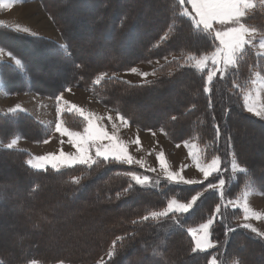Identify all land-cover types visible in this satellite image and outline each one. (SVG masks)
<instances>
[{
    "label": "trees",
    "instance_id": "1",
    "mask_svg": "<svg viewBox=\"0 0 264 264\" xmlns=\"http://www.w3.org/2000/svg\"><path fill=\"white\" fill-rule=\"evenodd\" d=\"M39 1L61 33L68 53L46 39L22 36L0 27V45L6 46L13 53H20L23 63V75L21 71L9 67L7 62L0 67V78L8 92L32 90L37 94L54 96L67 86L84 88L99 103L116 113L119 110L131 125L144 130L163 128L165 138L173 143L195 139L202 156L210 159L212 155L219 154L229 168L231 157L227 138L230 136L238 162L249 172L236 173L234 176L230 170L226 172L225 175H231L235 180V190L230 191V195L226 192V195L235 198L244 185H250L248 181H253L254 187L264 193V175L261 173L263 166L260 164L264 163V158L248 153L252 148L259 147L256 144L247 146L245 140L241 139L244 124L248 125L245 132L252 133L253 137L264 134V119L246 114L240 101L236 103L235 96H239L236 92L232 96L229 77L221 81L217 78L210 96L203 92L205 73L186 64L185 60L188 55L205 54L207 43L193 34L189 21L179 17L180 6L175 0H148L146 20L142 22L137 19L142 0H135L131 4H124L122 0H99L102 2L97 3L93 9L91 31H87L89 39H80L79 36L77 40L73 35L80 28L75 24H65L59 13L73 10L76 3L92 0ZM78 15L88 16L81 11ZM244 22L256 28L257 34L264 38V5H257L244 18ZM101 35L111 38V43L108 41L112 46L109 54L105 55L97 45L101 42ZM162 37L168 39L163 41ZM124 38L126 43L123 42ZM120 41L126 45L115 44ZM24 43L30 47L28 51L37 50L39 54H45L42 63L56 65L51 74L60 77L58 82H41L38 77H42L35 70H41L44 64L30 58L27 51L16 45ZM126 48L131 49L124 56ZM82 50L84 54H80ZM166 56L172 58L157 69L160 75L150 81L125 83L128 81L104 78L100 79V83H95L103 72L125 71L135 63ZM63 63L68 68H59L58 64ZM252 69L264 79V57L247 51L241 56L236 70L230 71H235L234 76H238V81L244 84L251 80ZM138 104H144L145 108L154 111L150 110V113L144 108H138ZM61 119L65 126L72 129L78 130L83 125L79 116L73 113L64 112ZM3 124L9 126L8 134ZM214 124H219L221 128L219 141H215ZM48 131V128L26 113L0 114V143L16 136L40 140ZM28 159L27 152L0 146V169L12 164L18 169V173L9 176L0 174V205L18 203L17 208L12 210L17 218V223L12 227L15 242L13 248L2 249L5 246L0 241V264H27L33 259L46 263L62 260L69 264H97L98 258L109 246L114 255L102 264H208L211 255L218 257V264H224L226 259L232 258L242 264H256L255 260L264 262V238L240 228L225 235L226 229L231 228L228 221L241 214L240 209L230 206L222 209L224 216L212 230V239L218 242L216 247L207 252L191 251L193 243L186 229L211 215L215 204L220 202L213 190L204 192L197 206L180 217L182 221L186 218L183 228L175 225L170 217L133 223L151 211L160 210L166 204L165 193L168 194L167 198H172V193H175L181 201L188 200L192 194L203 190L209 181L215 182L212 177L203 184L193 185H169L161 178L159 185L146 188L136 185L125 175L127 171L143 173L142 169L133 165L101 162L91 169L77 166L57 173L51 168L47 171L31 168L26 163ZM73 177H79L80 182L73 183ZM130 183L131 190L125 191ZM6 185L17 187L8 199H5ZM51 192L56 195L53 196ZM71 206L78 210L77 214L70 210ZM20 211L27 214L21 216ZM6 214L5 218L0 217V221L11 218L9 213ZM63 215H70L71 219L67 220ZM99 216L102 219L99 225L84 227L88 217ZM74 217H79L81 222H77ZM68 229L74 232L65 237L71 233L70 230L66 231ZM55 231L62 235L57 243L52 244ZM117 237L122 239L113 248L112 242ZM60 249L63 251H58ZM251 251L256 252L259 259H255Z\"/></svg>",
    "mask_w": 264,
    "mask_h": 264
},
{
    "label": "snow or ice",
    "instance_id": "2",
    "mask_svg": "<svg viewBox=\"0 0 264 264\" xmlns=\"http://www.w3.org/2000/svg\"><path fill=\"white\" fill-rule=\"evenodd\" d=\"M16 0H0V7L11 8ZM264 3V0H261ZM180 11L179 17L189 21V26L192 29L194 35L198 39H201L207 43L206 54L197 56H188V60L195 61V67L204 74L203 92L210 94L213 91L214 81L219 78L225 80L229 76H234L235 71L230 72V69H236L242 54L245 52L246 46H254V36L257 29L246 25L244 18L247 17L250 10L256 8V0H178ZM190 6V8H189ZM3 22H0L2 25ZM219 25V27H216ZM175 27V26H173ZM14 29L18 33H28L30 30L26 27H21L19 24L14 26ZM163 41H166L168 37H162ZM260 48L264 49V39L260 41ZM6 46L0 45V56L5 54ZM7 56L14 60V65H8L14 69L23 68L22 60L17 57L11 50L7 51ZM167 59V58H165ZM175 59V58H174ZM4 61H0V67L4 66ZM151 63V61H149ZM177 63L179 61L177 60ZM79 67V65H77ZM183 67V65H181ZM132 73H137L142 77H147L149 73L138 72L133 67L129 69ZM155 74V73H152ZM97 77L95 83H100L102 76ZM257 75H260L259 73ZM129 83V82H125ZM255 83V81H253ZM264 83V81H262ZM233 87L239 89L241 86L233 84ZM67 91H71V88H67ZM259 92H257V96ZM57 101V122L55 124V131L60 134L61 137H67V142L74 148V152H65L61 149L58 153L51 152L43 156L34 157L28 159L26 163L31 168L37 170L47 171L51 168L53 171L59 173L62 169L75 168L77 166H85L91 169L94 165H98L101 162L104 163H118V164H139L141 168L145 167L144 161L137 160L133 157L128 150L127 142L121 140L118 136L119 128L116 123L113 122L112 116H107L108 122L112 124V131L109 132L107 126L101 121L105 119L103 116H98L92 112H86L83 108L76 104H72L69 101L63 99V95L60 94L56 97ZM211 104V99H209ZM63 106V107H62ZM193 107H195L193 105ZM65 108L68 112H74L82 120V130H74L65 126L64 121L61 119V115ZM243 108L253 113L258 117H264V103L257 104L252 99V94L249 93L243 97ZM22 110L18 105L15 109L9 111ZM225 116H227V109L225 110ZM117 119L120 124L125 128L129 126V120L120 114L117 110ZM175 119V117H173ZM215 117L213 116V120ZM226 123V121H225ZM215 128V141H219L221 136V128L219 124H214ZM163 132L164 129L162 128ZM155 135V133H153ZM43 143L49 141L45 139ZM18 143V138L12 139L5 144L6 149H13ZM64 141L61 140V144ZM132 143L140 146V138L137 135L136 139ZM184 146L189 149V157L191 158L195 168L202 173L203 180L196 181L192 179H186L183 175V169L187 167L182 166L180 171H171L167 165L166 158L163 152L157 154V161L160 169L163 172L164 179L169 185H193L203 184L204 181H209V178H214L215 182L209 181L202 191H197L194 195H191L190 199L186 202H182L179 197L172 193V198L166 196V206L159 211H151L147 215L143 216L140 221H133V223L152 220H160L162 218H171L173 223L180 228L184 227L185 221H182L180 217H184L185 214L190 213V210L197 206V202L204 192L213 190L217 193L219 201L215 204L214 210L211 215L207 217L204 222L199 223L198 227H187L186 231L191 236L194 246L191 248L193 253L197 251L207 252L209 249L215 248L217 241L212 239L213 228L218 220H222L224 212L222 209H226L229 206L231 208H239L243 213L245 221L249 219H261L264 218V214L253 210L250 207L248 197L251 195L249 191H244L243 197L228 198L226 192L230 195V190L235 181L231 183L225 179V173L229 170L233 173L246 174L249 170L242 166L237 159V156L232 149L231 137L227 138V145L229 149L230 168L228 163L222 159L219 154L212 155L210 159L202 156L199 150L193 151L194 146H189L187 141H184ZM180 145L177 144V147ZM34 160L36 162H34ZM147 171L155 172V168H147ZM126 176L130 177L131 181H134L136 185L142 187L152 186V178L148 175L140 174L136 171H127ZM73 183H79V177L72 178ZM156 185L160 184V180L155 181ZM132 185L129 184V188L125 191L131 190ZM119 197V193L117 194ZM240 227L250 230L258 237L264 238V232L259 231L249 223H243ZM235 231V229L227 228L225 235L229 232ZM121 237H117L112 242L113 248H115L117 241L121 240ZM114 255L112 250H109L108 256L111 259ZM218 257L211 255L208 264H216ZM30 264H39L35 259L30 261ZM57 264H64V261H58Z\"/></svg>",
    "mask_w": 264,
    "mask_h": 264
},
{
    "label": "rangeland",
    "instance_id": "3",
    "mask_svg": "<svg viewBox=\"0 0 264 264\" xmlns=\"http://www.w3.org/2000/svg\"><path fill=\"white\" fill-rule=\"evenodd\" d=\"M122 1H123L122 3H124V4L125 3L131 4L135 0H122ZM175 1L178 3V0H175ZM101 2L102 1H99V0L98 1L92 0L90 2H84L82 4L76 3V6L74 7L73 10H69L67 12L59 13V15H61V17H63V19L65 20V24H75V25H78V27L80 28V29H78V32L76 31L73 35L75 37V40H77L79 36H80V39L85 38V37L87 39H89V37H87V31H91V24L94 21L93 16H92L93 9H94L95 5H98L97 3L100 4ZM141 3H142V8L140 9V11L137 12V19L139 22L146 20L145 12H147V10L149 8L148 0H144V1L142 0ZM90 5L92 6V8ZM116 5H117V7H119L118 4H116ZM257 5H264V3H261V0H256V6ZM189 8H190V6H189ZM79 11L83 12V14L88 15V16H85V17L79 16L78 15ZM250 11H252V10H250ZM88 17H89V19H87ZM87 20H89V21H87ZM0 22H3V24L0 25V27L6 28L7 30L14 31V32H16L14 29V26L17 24H19L22 28L26 27L30 30L28 33H22V32L21 33L16 32V33H18L22 36L46 39L50 43L54 44L57 48L59 47L64 53H66V54L68 53L66 43L63 40L61 33L59 32L58 28L54 24V21L52 20V18L44 10V7L39 0H16V2L13 3L11 8L0 7ZM216 27H219V25H217ZM104 35L100 36L99 39L101 42L100 43L98 42L97 45L102 48L101 50H103V53L105 52V55H106V54L110 53V49L112 46H110L108 44V41H110V43H111V38L107 39V38H105L106 36L104 37ZM262 39H264V38L261 37V35H258L256 32L255 36H254V46H246L245 52L253 51L255 54L262 55V57H264V49L260 48V46H259L260 41ZM123 40H124L123 42H125V43L127 42V40L125 38ZM89 41L90 40H88V42ZM97 41H99V40H97ZM123 42L122 41L115 42V44L119 45V46L126 45ZM16 45H17V47L21 48L25 52L27 51L28 56L30 58L33 57L34 59H37L40 64H44V66L41 70L40 69L35 70V71H37L36 72L37 75L42 77V78H40L37 76L40 80H42L41 82L46 81L48 83H52V82L56 83L60 80V77L58 75L51 74L53 69H55V66H56L55 64L42 63V61H44L45 54H39L37 52V50L28 51V49H30V47L27 45V43L16 44ZM132 47H134V45H132ZM34 49H36V48H34ZM130 49L131 48H129V49L126 48L125 49L126 52L124 51L123 55L125 56V55L129 54L127 50H130ZM8 50L9 49H7L5 47V49H4L5 54L3 56H0V61H4V62L9 63L10 65H14V63H15L14 60L11 59L10 57H8L6 54ZM79 52H80V54H82L84 52V50L79 51ZM16 53H14V54L17 57L21 58V56H20L21 54L20 53L16 54ZM200 55H204V54H200ZM200 55H191V56H197V58H199ZM188 56H190V55H188ZM187 57H186L185 63L196 68L195 67V61L188 60ZM98 58H100V55L98 56ZM165 58H167V59H165ZM170 58H172V56H166L163 58L152 59V60H148L146 62L135 63L131 67V68L135 67L138 70V72L149 73V75L146 78L140 76L137 73L130 72L129 69H131V68H129L128 70L119 71V72H103L101 74H106V75L102 76L101 79H104V78H117L118 79L119 78V79L126 80L128 82H131V83L147 82V81H150V80H152V79H154L160 75L157 72V69L159 67H161L162 65H164V63H166V61H168ZM149 61H151V63H149ZM58 66H59V68H63V69L68 68V67H65L64 63L62 65L58 64ZM17 70H19L18 72L21 71L20 74L23 75V73H22L23 68H17ZM233 70H236V69H233ZM40 71H42V72H40ZM152 73H155V74H152ZM251 73H252L251 80H249L248 82H246L244 84H241L242 82L238 81V76L237 77L236 76H229V81L231 83L230 87H232L231 88L232 96H233L234 92H236V94L239 96L238 98L235 96L236 103L238 101H240V103L242 104V107H243V97L249 93L252 94V99L257 104L264 103V83H262V81H264V79L261 75H257L258 72L255 69H252ZM205 74H206V70H205ZM25 75L27 76V74H25ZM253 81H255V83H253ZM233 84H238L241 87L239 89H236L233 87ZM67 88H71V91L70 92L67 91L66 90ZM25 92H28L31 94L27 95V93H25ZM257 92H259L258 96H257ZM21 93H24V94H21ZM34 93L35 92L32 90L15 92V93L14 92H8L5 89L4 85L2 84V80L0 78V112L6 111V110H4L5 108L13 109L14 107H17L19 105L20 108H23V109H26L29 111V114L28 113L27 114L30 117H32L34 120L38 121L40 124H44L43 126L48 128V130H49L47 132V134L43 138H41L40 140H28V139H25L21 136L15 137V138H18V143L15 146V149L22 150L24 152H28L30 159L34 158V157H38V156H43V155H46V154L51 153V152H57L58 153L61 149H63V151H65V152H74L75 151L74 148L67 142L68 138L66 136L61 137L60 134L55 131V124L57 122V101H56V97L58 95L62 94L64 100L69 101L72 104L78 105L79 107L83 108L86 112H92V113L97 114L98 116L105 117V119L103 121H101V123H103L107 126V129L109 132L112 131V124L110 122H108L107 116H109V115L112 116L113 122L116 123L118 128H119L118 136L121 140L127 142L129 153L133 157H135L137 160L142 159L145 163L144 168H141L139 164H133V166L138 167L139 169H142L141 171H143V173H140V174L148 175L152 178V181H153L152 186L156 185L155 181L157 179H161V178L164 179L163 172L160 169L158 161L156 159L157 154L160 152L164 153L167 165L171 171H180L181 167L186 165L187 167H185L183 169V172H182V175L186 179H192V180H196V181L203 180L202 173H200L195 168L191 158L189 157V149L184 146V143H183L184 141H182L180 143L170 142L169 140H167L165 138L162 131L158 128L144 130V129H141L139 127L133 126L130 123H129V126L125 128L123 125L120 124L119 120L117 119V113L114 112L112 109L106 107L105 105L99 103L96 98L91 96V94L88 90H86L84 88H80V87L67 86V87H64V89L61 92H58V94H56L54 96H52L50 94L49 95H41V94H37V93L34 94ZM9 95H15V96L13 98H9L10 97ZM30 97H35V101L33 99H29V101H28V98H30ZM4 106H6V107L4 108ZM137 106H138V108H144L145 110L149 111L150 113H151V111H154L152 108H148V109L145 108L144 104H138ZM243 110L248 115H253L255 117H258L256 115H254L253 113L246 111L244 108H243ZM156 111H157V109H156ZM17 112L23 113V111H21V110H17ZM64 112H68L66 110V108H65V111H63V113ZM68 113H73V115L75 114L74 112H68ZM152 113H154V112H152ZM0 114H2V113H0ZM75 115H77V114H75ZM258 118L264 119V117H258ZM5 126H7V128H4ZM242 126H243L242 127L243 131H242L241 139L245 140V143L247 144V146H249L250 144H256L259 147L257 149L252 148L250 150V152H248V153H250L251 155H253L255 157H259L260 159H263L264 158V134L259 135L260 137H257V138L253 137L252 133H248V132L246 133L245 132L246 126H248V125L244 124ZM2 127L8 134L9 129H10L9 126L7 124H3ZM69 128H71V127H69ZM74 130H76V129H74ZM78 130H82V127ZM153 133H155V135H153ZM137 135L140 138V142H141L140 146H137L136 144L132 143V141H134L136 139ZM5 138H7V137L5 136ZM15 138L13 137V139H15ZM45 139H47L49 142L43 143L42 141H44ZM11 140H12V138L10 140H8L7 142L0 143V146L5 147V144ZM61 140L64 141L63 144H61ZM185 141H187L189 146H194L193 151H196V150L200 151V148L197 145L195 139H191L189 141L185 140ZM177 144H179L180 146L177 147ZM34 162H36V161L34 160ZM0 164H1V162H0ZM260 164L263 166V170L261 171V173L264 175V163L261 162ZM147 168H155L156 171L155 172L147 171L146 170ZM17 170L18 169L16 168L15 164L6 165V166H4L3 169H0V174L4 175V176H9L11 174L18 173ZM235 174L236 173L231 172L232 176H234ZM231 175H229V176L225 175V179L229 180L230 183L232 181H235L234 177H232ZM53 182H51V183H53ZM133 183H135V182L133 181ZM234 184L231 187V190H230L231 192L235 190ZM248 184H250V185L247 187H244L245 186L244 185L241 188V190L239 191L237 196H235V198H237V197L242 198L244 191H249L251 193V195H249V197H248L250 207L257 212L264 214V193H262L261 190H259L258 188L254 187L255 185L253 184V181L252 182L248 181ZM147 187H150V186H147ZM4 188L6 191L5 199L12 197L13 192H15L17 190V187L11 188L7 185ZM43 193L47 194V191H44ZM51 193L53 196L56 195L55 192H51ZM194 194H192V195H194ZM186 201L187 200L182 201V202H186ZM17 206H18V203H13L11 205H6V206L0 205V217L5 218L6 217L5 215H7L6 213H9L8 215L11 217L7 221L6 220L0 221V241L3 244L2 246H5L3 248L1 247L2 249L6 248V247L7 248H13L15 240L13 237L12 227L17 223V218L12 213V210L17 208ZM47 206H50V204ZM165 206H166V204L163 207H165ZM69 208L71 211H73V212L75 211V213L78 212V210L76 208H73L72 206ZM162 208L160 210H162ZM237 209H239V208H237ZM20 213H21V216H25L27 214V213L25 214V212H21V211H20ZM72 215H73V213H72ZM82 215L80 216V219L83 218ZM61 216H62V214H61ZM69 216L65 215L64 217H66L67 220H70L71 218ZM75 219L77 222L78 221L81 222L79 217L78 218L76 217ZM101 220H102L101 216L94 217V218L88 217V220L85 222L84 227H85V225L90 226L91 228L93 226L96 227L97 225H99ZM205 220H202L201 222H204ZM201 222H199V223H201ZM199 223L194 225V226H190V227H198ZM243 223H249L253 227L257 228L259 231L264 232V218H261L259 220L253 218V219H249V220L245 221L243 218L242 211H241V214L239 216H237V217L233 216L232 219H230V221H228V225L231 226L232 229L240 228L242 230H247V229L240 227V225ZM69 230L70 229H68L66 231L68 232ZM69 232H71V233H68V235H66L67 233L64 234V235H66L65 237L70 236L72 234V232H74V230H70ZM60 234L62 235L61 232L55 231L53 233V239L51 240L52 242L51 241L50 242L52 244L57 243L60 236H61ZM253 234H255V233H253ZM192 243L194 246L193 241H192ZM49 246H52V245H49ZM67 247H69V246H66L65 248H67ZM109 250H112L111 246H109L108 249L106 250V252L98 258L97 264H102L105 260H107V258L109 257L108 256ZM58 251H63V250L60 249ZM251 254L255 257V259L256 258L259 259V255L256 252H252ZM36 261H38V260H36ZM38 262H39V264H57V262H55V263H46V262H40V261H38ZM255 262H256V264H264L263 261H258V260L256 261L255 260ZM27 264H30V261ZM64 264H69V263L64 262ZM216 264H218L217 261H216ZM224 264H242V263L240 261H238L236 258H232L230 260L226 259Z\"/></svg>",
    "mask_w": 264,
    "mask_h": 264
},
{
    "label": "crops",
    "instance_id": "4",
    "mask_svg": "<svg viewBox=\"0 0 264 264\" xmlns=\"http://www.w3.org/2000/svg\"><path fill=\"white\" fill-rule=\"evenodd\" d=\"M258 42V41H257ZM25 93H27V95L28 94H31V93H28V92H25ZM21 94H24V93H21ZM35 94V93H34ZM10 97L9 98H13L15 95H9ZM29 99H33L34 101H35V97H30V98H28V101H29ZM30 103V102H29ZM3 106V105H2ZM6 106H4V108H5ZM16 107H14L13 109H15ZM20 109H22L21 111H23V113H25L26 112V114L28 113L29 114V111L28 110H26V109H23V108H20ZM4 110H6V111H4V112H0V113H2V114H8V113H14V112H17V111H9L10 110V108H5ZM31 114V113H30ZM44 125V124H43ZM15 138V137H14ZM13 139V138H12ZM189 140H191V139H189ZM188 140V141H189ZM10 142V141H9ZM15 149V148H14ZM16 150H18V149H16ZM28 153V152H27ZM201 153V152H200ZM29 154V153H28ZM31 156V155H30ZM30 159V158H29Z\"/></svg>",
    "mask_w": 264,
    "mask_h": 264
},
{
    "label": "bare ground",
    "instance_id": "5",
    "mask_svg": "<svg viewBox=\"0 0 264 264\" xmlns=\"http://www.w3.org/2000/svg\"><path fill=\"white\" fill-rule=\"evenodd\" d=\"M60 8V7H59ZM133 99V98H132ZM24 125V124H23ZM27 127V126H26ZM254 131V130H253ZM248 135V134H247ZM261 146V145H260ZM263 147V146H262ZM24 174V173H23ZM12 179V178H11ZM264 180V179H263Z\"/></svg>",
    "mask_w": 264,
    "mask_h": 264
}]
</instances>
